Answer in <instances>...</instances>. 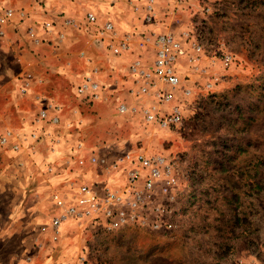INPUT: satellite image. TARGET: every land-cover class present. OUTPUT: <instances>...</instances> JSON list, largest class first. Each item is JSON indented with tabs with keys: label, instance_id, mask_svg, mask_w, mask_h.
<instances>
[{
	"label": "rangeland",
	"instance_id": "374dc122",
	"mask_svg": "<svg viewBox=\"0 0 264 264\" xmlns=\"http://www.w3.org/2000/svg\"><path fill=\"white\" fill-rule=\"evenodd\" d=\"M0 1L41 5L53 22L54 31L41 30L39 48H31L25 35L12 38L5 60L9 74L18 73L20 64L10 55L15 45L26 65L35 63L36 56L42 71L70 92L68 103L86 120L68 134L74 139L81 130L84 143L108 157L125 150L162 156L177 178L165 193L163 222L171 228L127 225L112 233L92 226L71 229L76 251L87 254L90 264H264V0H68L71 14L66 0ZM147 4L154 12L150 22L144 19ZM88 11L98 24L109 19L118 33L131 34L133 52L113 54L107 36L86 22ZM65 13L79 25L66 28L59 40L64 25L55 15ZM129 18L135 24L131 30ZM151 32L171 33L188 53L194 43L200 46L195 66L179 59L180 83L174 100L161 110L177 104L181 119L168 127L145 120L143 110L155 100L136 93L128 70L136 54L146 62L152 59V43L140 47ZM63 60L70 66L67 73L51 70ZM91 71L103 85L97 101L81 99L73 90L78 76ZM120 103L127 106L125 112L118 111ZM5 156L0 155V163ZM27 174L18 169L12 177V171L2 187L0 220H6L17 190L32 187ZM31 176L42 179L38 169ZM23 232L0 240V256L21 250Z\"/></svg>",
	"mask_w": 264,
	"mask_h": 264
},
{
	"label": "built area",
	"instance_id": "2783aa9c",
	"mask_svg": "<svg viewBox=\"0 0 264 264\" xmlns=\"http://www.w3.org/2000/svg\"><path fill=\"white\" fill-rule=\"evenodd\" d=\"M137 10L138 6L134 5ZM144 19L150 22L154 12L150 4L146 6ZM15 9L5 2H0V37L5 36L6 28L13 21ZM22 16L21 13H18ZM86 22L95 25L101 36H107L110 51L118 56L133 52L129 34L118 33L115 25L109 19L98 24V18L92 11L85 16ZM63 25L67 27L78 26V21L73 18H64ZM41 26L46 32L53 31V22L43 20ZM29 36L34 38L32 28H28ZM65 33L59 32L58 38H64ZM151 42L153 56L149 62L143 60L137 54L132 58L129 65V75L135 82L136 93L150 96L155 101L143 110L145 120L154 122L162 127L176 124L181 119V109L177 104L162 108V105L170 104L174 100V91L180 83L179 59L185 57L187 62L196 65L200 60V46L192 45V53L174 38L171 33L158 32L144 35L143 42ZM230 60L224 58L225 64ZM97 72H85L78 76L74 85L77 97L89 101H97L101 98L102 83L96 76ZM25 87H21L24 92ZM134 91V92H135ZM189 89L185 92L189 93ZM39 108L36 114L29 119L22 130L14 131L7 129L0 133V147L10 146V149L19 153L23 146H36L37 144H58L60 137L74 129L80 128L78 124L71 126V121L62 119L60 116L62 106L53 100H39ZM159 107H157V106ZM119 112H125L128 108L120 103L117 107ZM80 124V120H78ZM77 137L70 144L69 158L78 167L101 168L109 175L101 185L80 183L77 192L71 197L53 193V203L59 209L58 213L51 218V226L57 233L60 226L68 221L74 222L81 228L92 226L105 232H114L116 229L135 225L152 230L161 228L169 229L171 224L164 223L165 195L169 194L170 188L175 187L177 178L169 162L162 156L148 155L141 150H125L119 154L108 157L106 155L81 154L83 140L81 130L76 131ZM25 144V145H24ZM50 144V150L55 151V146ZM49 171V169H48ZM121 176V180H113L115 175ZM167 192V194H165ZM173 194H170L171 196ZM80 264H90L85 254L78 256Z\"/></svg>",
	"mask_w": 264,
	"mask_h": 264
},
{
	"label": "crops",
	"instance_id": "0c3cea01",
	"mask_svg": "<svg viewBox=\"0 0 264 264\" xmlns=\"http://www.w3.org/2000/svg\"><path fill=\"white\" fill-rule=\"evenodd\" d=\"M66 1V10L69 12L72 9L69 10L70 3L68 0ZM79 2L77 1V3ZM12 7L15 9L16 14L13 21L7 25L5 36L0 37V133L7 129L22 130L29 119L36 114L40 106L39 100L56 101L62 106L60 113L62 119L68 117L72 119L74 117L73 119L76 122L72 120L73 124L83 127L86 120L84 119L85 115L81 114L79 108H75L71 103H68L70 92L59 82H55L46 70L43 72L42 65L38 66L35 56L36 51L33 54L29 53L35 56V58L33 57L35 63H31L29 60L26 65L23 58L19 59V51L14 45L13 49L15 51L11 48L10 55L13 56V61L19 62L20 69L18 73L9 74L11 68L5 60V54L10 51V49L8 51V48L12 47V38L25 35L31 48H39L38 46L42 44V38H40L43 29L41 22L48 19L41 5L35 4L31 8L18 7L17 5ZM18 13H21L22 16H19ZM71 13L73 12L67 14ZM69 16L71 17V15ZM69 16L66 13L61 16L55 15L61 21ZM73 19L77 20L76 18ZM129 20L130 25L127 28L131 30L130 27L135 24L132 18H129ZM28 28H32L34 38L37 41L29 36ZM66 28L70 27L64 25L62 31L64 32ZM7 38H9V43L6 46V43L2 44V42ZM55 66L58 68L53 69L51 67L52 71H58L59 69L60 72H63L64 69L67 73L70 69L66 60L61 61L60 66L54 65L53 67L55 68ZM45 68L47 67L45 66ZM21 87H25L26 90L21 92ZM71 119L68 118L67 120L71 121ZM78 120H80V124ZM60 139L61 142L55 145L46 141V143L37 144L36 146L31 145L27 148L23 146L19 153L13 152L9 145L0 147V155L9 157L7 159L5 156L4 161L0 163V179H2L0 180V200L4 193L2 187L7 183L6 181L11 180L8 177L12 171V177H15L18 169L22 172H29L27 174L28 180H31L33 184L31 188L24 186V188L17 190L18 198L8 206L6 220H0V240L4 239L7 234L24 231L20 235L21 250L14 255L7 256L8 258L0 256V264H3L4 261H7L6 264H80L78 256L85 254L81 249L76 251L77 248L74 246L76 239L68 235L69 230L80 229L81 226L68 221L60 226L57 233L53 230L51 218L59 211L53 203V193L57 192L61 196L71 197L76 194L78 184L95 183L101 185L106 181H110L108 179L109 175L101 168L95 170V168H90L87 165L78 167L69 158L70 144L74 139L70 134L61 136ZM50 144L55 146V151L50 150ZM83 146L81 154L89 155L91 152L104 154L97 153L94 148L88 147L84 141ZM37 169L42 179L35 181L31 173L33 171L37 172ZM110 177L113 180L122 181L121 176H118V174L115 175V178ZM28 227L29 230L26 231ZM57 245L59 248H57ZM47 246L52 247L49 249ZM85 255L87 256V254Z\"/></svg>",
	"mask_w": 264,
	"mask_h": 264
}]
</instances>
